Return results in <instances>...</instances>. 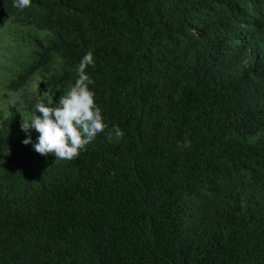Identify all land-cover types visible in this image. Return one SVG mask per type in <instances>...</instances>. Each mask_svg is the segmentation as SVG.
<instances>
[{"label":"trees","instance_id":"trees-1","mask_svg":"<svg viewBox=\"0 0 264 264\" xmlns=\"http://www.w3.org/2000/svg\"><path fill=\"white\" fill-rule=\"evenodd\" d=\"M13 3L0 29H29L36 55L1 85L0 264H264V0ZM90 50L124 137L42 156L22 119Z\"/></svg>","mask_w":264,"mask_h":264},{"label":"clouds","instance_id":"clouds-1","mask_svg":"<svg viewBox=\"0 0 264 264\" xmlns=\"http://www.w3.org/2000/svg\"><path fill=\"white\" fill-rule=\"evenodd\" d=\"M32 0H14L13 7L24 9ZM95 66L93 52L88 51L80 60L74 84L69 85L65 95L58 102H37L27 119H22L21 130L26 134L34 129L39 135L33 144L31 135L23 140L25 145L33 144L34 150L42 155L52 154L56 160L72 161L98 134L107 130V138L119 141L124 132L119 126L111 129L104 122L102 110L95 100V92L89 86L94 81L86 69Z\"/></svg>","mask_w":264,"mask_h":264},{"label":"rangeland","instance_id":"rangeland-1","mask_svg":"<svg viewBox=\"0 0 264 264\" xmlns=\"http://www.w3.org/2000/svg\"><path fill=\"white\" fill-rule=\"evenodd\" d=\"M29 29L19 28L5 25L0 29V115L2 111L11 103L3 94H11L13 97L14 92H9L1 88L3 82L11 79V74L15 70H19L23 64L33 62L32 56L36 55L34 48L28 44L31 38ZM41 69V68H40ZM41 71H37L32 81L27 85V89L33 90L42 82Z\"/></svg>","mask_w":264,"mask_h":264}]
</instances>
